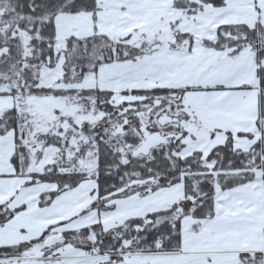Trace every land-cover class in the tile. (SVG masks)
Here are the masks:
<instances>
[{
	"label": "snow or ice",
	"instance_id": "1",
	"mask_svg": "<svg viewBox=\"0 0 264 264\" xmlns=\"http://www.w3.org/2000/svg\"><path fill=\"white\" fill-rule=\"evenodd\" d=\"M0 264H264V0H0Z\"/></svg>",
	"mask_w": 264,
	"mask_h": 264
}]
</instances>
